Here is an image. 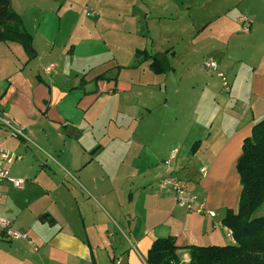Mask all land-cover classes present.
<instances>
[{"label": "crops", "instance_id": "obj_1", "mask_svg": "<svg viewBox=\"0 0 264 264\" xmlns=\"http://www.w3.org/2000/svg\"><path fill=\"white\" fill-rule=\"evenodd\" d=\"M72 1L57 5L54 11L53 0H10L32 37L36 57L28 61L19 43L0 42V118L24 135L11 137L0 123V148L22 157L9 166L10 177L22 180V185L14 188L4 182L0 203V218L10 220L22 237L5 240L0 235V264H147L153 241L166 237L174 238L181 248L178 264H186V246L234 245L221 221L226 210H237L241 187L235 167L242 141L264 118V0H126L122 5L112 0ZM108 1L110 5L103 4ZM191 7L193 41L208 34L236 45L240 62L246 64L241 71H227L231 84L218 71L228 80L229 91L222 83L216 90L211 85L207 90L215 91V102L208 107L194 101L198 111L211 107L204 116L212 117L193 143L187 142L186 148L192 144L186 161L180 162L176 155L172 163L173 174H183L198 200L202 194L199 201L215 213L214 218L177 207L173 192L160 184L165 175L163 162L176 148L157 158L145 173L135 174L133 167H124L125 176L118 180L123 166L113 167L116 176L110 179L107 167L93 165L99 145L93 147L92 140L84 143L85 129L93 136L100 123L97 107L92 115L87 111L104 93L117 95L119 72L115 81L108 72L122 66L111 61L107 71L86 79L82 61L94 54L116 61L109 42L116 39L118 44L119 37L131 31L145 37L128 24L142 22L151 32L150 25L166 23L173 13ZM83 17L93 23L89 25ZM106 19L117 20L109 27L110 35L95 32ZM61 24L70 31L59 38ZM219 29L224 32L221 37ZM209 61L217 71L211 57L199 67ZM101 75L105 80L95 82ZM103 87L108 91L103 92ZM98 171L106 173L96 175ZM218 209H224L220 216ZM44 215L42 222L39 217Z\"/></svg>", "mask_w": 264, "mask_h": 264}, {"label": "rangeland", "instance_id": "obj_2", "mask_svg": "<svg viewBox=\"0 0 264 264\" xmlns=\"http://www.w3.org/2000/svg\"><path fill=\"white\" fill-rule=\"evenodd\" d=\"M112 1L119 5L126 3V0ZM51 2L52 0H48V3ZM63 3L73 4V1L53 0L54 11L57 5ZM110 3L103 2L104 5ZM134 13L137 14L138 11ZM172 16V19L166 20V23L162 20L157 26L150 25L151 32L147 31L142 22L138 24L134 21L131 25L128 24L131 30H140L145 37L140 38L131 31L130 35L119 37L118 44L115 38V43L109 42L107 46L111 53L118 56L116 61L109 55H106V58H97L95 54L82 61L85 66L84 73H88L86 79L107 71L111 61L115 62L114 65L122 66L108 72V75L111 73L115 78H117L115 74L119 72L117 89L114 93L117 95L109 96L104 93L96 106L87 111V115H92L97 107L99 113L96 117L100 123L96 125L94 135L89 136V132L86 129L84 131V143L87 144L92 140L95 143L93 147L99 145L100 148L98 159L94 160L93 165L96 168L107 167V175L110 179H115L116 172L113 169L115 166H123L118 170V180L125 176L124 167H133L135 174L145 173L156 164L157 158L173 148L176 149L172 151H177L176 159L185 162V156H189L188 149L193 143V137L203 131L204 122L208 123L209 117H212L204 116L211 107L198 111L194 107V101H201L208 107L213 101L212 93H215L214 90L219 89L222 83L217 73L208 72L206 69L205 71L204 66L201 69L200 64L206 58H213L218 65L216 72L222 71L230 84L232 80L227 71H241L246 65L240 62L236 45L226 44L225 41L221 42L215 36L208 34L202 35L197 42L193 41V7L182 8ZM83 18L89 25L93 23V19ZM105 21L107 23L97 24L95 32L104 31L110 35L109 27L115 26L117 20ZM69 31L70 28L61 24L59 38ZM223 33L218 30L220 37ZM75 35H78L77 32ZM143 49L149 55L167 52L165 58L161 59L164 69L162 74H155L148 68V61L142 62L141 58L136 57L137 51L141 52ZM59 80L58 77L56 82ZM211 85L216 87L208 91ZM58 86L63 87V84L58 82ZM110 88H114V85ZM106 91L108 88L103 92ZM190 140L192 143L186 148ZM48 163L51 164L50 161ZM105 173L98 171L96 175ZM179 177L189 185L183 174ZM133 181L136 184V178ZM201 196L200 193V199ZM216 212L220 216L224 209H218ZM252 217H264V203L254 211Z\"/></svg>", "mask_w": 264, "mask_h": 264}, {"label": "trees", "instance_id": "obj_3", "mask_svg": "<svg viewBox=\"0 0 264 264\" xmlns=\"http://www.w3.org/2000/svg\"><path fill=\"white\" fill-rule=\"evenodd\" d=\"M0 42L19 43L28 61L36 57L32 37L11 8L10 0H0ZM165 54L149 55L145 51H137L135 55L142 62L148 61V68L152 72L162 74L161 59L165 58ZM94 80H105V77L101 75ZM235 169L241 187L237 210H226L221 221L235 244L186 246L183 248L189 256L186 264H264V217H252L254 211L264 203V118L255 123L250 136L243 139ZM45 219L46 215L39 217L42 222ZM179 249L172 237L156 239L147 253L146 262L178 264Z\"/></svg>", "mask_w": 264, "mask_h": 264}, {"label": "built area", "instance_id": "obj_4", "mask_svg": "<svg viewBox=\"0 0 264 264\" xmlns=\"http://www.w3.org/2000/svg\"><path fill=\"white\" fill-rule=\"evenodd\" d=\"M89 14L93 15L94 12H90ZM246 31L247 28H243V32ZM204 67L208 71H216L215 63L212 61L205 63ZM217 76L222 82L223 89L229 91V84L227 83L225 76L220 72H217ZM0 123L8 129L11 137H23L21 130L12 125L6 119L0 118ZM176 155L177 151H172L168 159L163 162L165 175L160 179V184L173 192L177 207L184 209L186 212H193L202 216L214 218L215 213L209 210L203 202L199 201L198 198L188 190L186 183L183 180L173 174L172 163L174 162ZM21 158L22 157L19 155L0 148V203L3 199L2 184L4 182H9L14 188L21 187L22 185V180L11 178L9 175V166L21 161ZM200 174L203 176L206 175L203 169L200 170ZM0 234L5 240H15L22 237L13 229L12 222L4 218H0ZM115 264H119V262H116Z\"/></svg>", "mask_w": 264, "mask_h": 264}]
</instances>
